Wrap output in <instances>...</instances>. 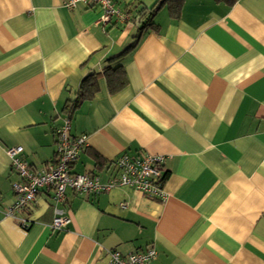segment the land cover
Masks as SVG:
<instances>
[{
    "label": "crops",
    "instance_id": "obj_1",
    "mask_svg": "<svg viewBox=\"0 0 264 264\" xmlns=\"http://www.w3.org/2000/svg\"><path fill=\"white\" fill-rule=\"evenodd\" d=\"M101 14L83 3L0 0V210L19 180L6 148L22 146L43 168L65 117L71 135L88 136L73 172L106 183L122 154L163 155L167 197L68 190L59 206L71 222L54 231L41 190L19 213L27 229L0 213V264H110L109 250L148 245L152 264H264V0H184L177 17L164 5L141 32L137 20L103 24ZM118 66L126 81L112 92L102 72L114 77ZM91 73L94 94L68 116Z\"/></svg>",
    "mask_w": 264,
    "mask_h": 264
},
{
    "label": "built area",
    "instance_id": "obj_2",
    "mask_svg": "<svg viewBox=\"0 0 264 264\" xmlns=\"http://www.w3.org/2000/svg\"><path fill=\"white\" fill-rule=\"evenodd\" d=\"M67 9L74 8L78 3L99 6L102 10L100 22L103 24H127L131 15L124 8L116 6L114 0H59ZM71 120L65 117L62 123L55 128L56 145L53 159L41 169L31 167L23 156V147L13 145L6 148L10 160V169L19 180L12 182L14 201L0 210L4 217L15 219L24 229L30 221L19 213L28 210L41 190L50 193L53 202V218L50 228L62 231L71 222V216L60 204L66 202L68 190L76 195H97L109 192L115 187L126 186L133 188L150 199L165 200L167 194L163 188L166 170L163 155H144L139 158H130L122 154L113 162L117 175L108 182L101 183L91 174L73 172V165L79 153L87 146L88 136L81 134L73 136L70 133ZM124 206V205H122ZM110 264H152L156 257V250L148 245L142 250L122 255L117 250H109Z\"/></svg>",
    "mask_w": 264,
    "mask_h": 264
},
{
    "label": "trees",
    "instance_id": "obj_3",
    "mask_svg": "<svg viewBox=\"0 0 264 264\" xmlns=\"http://www.w3.org/2000/svg\"><path fill=\"white\" fill-rule=\"evenodd\" d=\"M184 0H158L154 6L150 8L145 7H138L137 6H127L124 9L128 11L131 15L130 22H133L137 20L138 23V31L141 32L144 29L147 28H154L155 24L153 22V18L155 16L156 11H158L159 8H161L164 5L168 6V9L170 11V14L174 17H177L179 10L182 6ZM223 1L227 4H233L236 0H218ZM129 23V22H128ZM109 69H105L102 73L108 77V85L110 90L116 91L118 88H120L126 81L125 79V73L121 69V66H118L112 70L116 76L109 75ZM112 73V74H113ZM96 77H94V74L91 73L87 77L84 78L82 85L80 86V90L77 93V96L72 99L68 100L66 103V111L68 116L71 115V113L74 111V109L79 105V103L86 98H90L97 87L96 84Z\"/></svg>",
    "mask_w": 264,
    "mask_h": 264
}]
</instances>
